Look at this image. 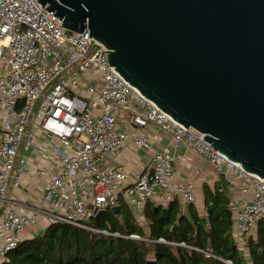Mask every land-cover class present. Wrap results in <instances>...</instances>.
I'll use <instances>...</instances> for the list:
<instances>
[{
	"label": "built area",
	"instance_id": "obj_1",
	"mask_svg": "<svg viewBox=\"0 0 264 264\" xmlns=\"http://www.w3.org/2000/svg\"><path fill=\"white\" fill-rule=\"evenodd\" d=\"M88 34L64 29L36 0H0V264L26 233L30 239L51 225L204 253L183 242L150 240L146 228L141 238L91 225L119 199L142 227L147 202L161 208L175 199L195 204L194 183L176 180L177 158L167 150L155 152L132 182L117 166L128 144L152 150L136 134L149 128L208 164L239 192L238 201L230 197L232 236L247 261V242L264 221L263 179L145 99L109 67L108 51ZM26 177L40 181L38 194Z\"/></svg>",
	"mask_w": 264,
	"mask_h": 264
},
{
	"label": "water",
	"instance_id": "obj_2",
	"mask_svg": "<svg viewBox=\"0 0 264 264\" xmlns=\"http://www.w3.org/2000/svg\"><path fill=\"white\" fill-rule=\"evenodd\" d=\"M36 1L69 32L87 29L161 112L264 181V0Z\"/></svg>",
	"mask_w": 264,
	"mask_h": 264
},
{
	"label": "trees",
	"instance_id": "obj_3",
	"mask_svg": "<svg viewBox=\"0 0 264 264\" xmlns=\"http://www.w3.org/2000/svg\"><path fill=\"white\" fill-rule=\"evenodd\" d=\"M227 187L222 179L213 190L203 186L205 208L211 213L202 217L193 205L188 206V217L180 215L178 199L166 208L147 202L142 227L119 199V214H113L110 209L105 220L91 221L96 228L124 237L146 238L143 230L146 228L150 240L183 242L212 256L155 242L93 234L67 225H51L33 238L19 242L1 264H145L147 260L159 264H264V221L257 225L255 238L247 242V261L237 248L233 249L232 221L227 217L230 204ZM162 210L167 211L164 217Z\"/></svg>",
	"mask_w": 264,
	"mask_h": 264
},
{
	"label": "crops",
	"instance_id": "obj_4",
	"mask_svg": "<svg viewBox=\"0 0 264 264\" xmlns=\"http://www.w3.org/2000/svg\"><path fill=\"white\" fill-rule=\"evenodd\" d=\"M1 71L2 69L0 70V72ZM136 134L149 141L152 145V150L143 151L140 149H136L130 144L126 145L123 148L121 156L117 159V166L120 167L128 175L130 179L129 181L132 182L133 180H135L136 177L145 169L149 160L155 152L167 150L172 156L177 158V161L174 163L176 180H181L187 183L193 182L195 185V204H186L178 199L180 203V215L188 217V206L193 205L198 216H205L207 214V209L205 208L204 204V195L202 188L203 186H207L210 190H213L215 184L219 180L218 177H216L211 171L209 165L201 161L198 157L193 155L185 148H175L171 143L169 137L155 128H149L147 130L138 129V131L136 130ZM24 180L27 181L31 186H34L36 188V194L40 192V181L36 177H26ZM227 188L229 198L233 196L231 200L238 201L240 199L239 192L235 189L232 190L229 185ZM10 194L14 197L23 199L25 198L23 193L21 194L20 192L15 190H11ZM228 210H231L230 204ZM27 235L28 234L26 233L25 239L29 238L27 237Z\"/></svg>",
	"mask_w": 264,
	"mask_h": 264
},
{
	"label": "rangeland",
	"instance_id": "obj_5",
	"mask_svg": "<svg viewBox=\"0 0 264 264\" xmlns=\"http://www.w3.org/2000/svg\"><path fill=\"white\" fill-rule=\"evenodd\" d=\"M2 69V65H1V63H0V70ZM238 250H239V248L238 247H236ZM240 252H241V250H239Z\"/></svg>",
	"mask_w": 264,
	"mask_h": 264
}]
</instances>
